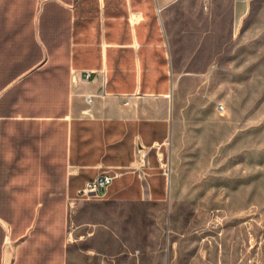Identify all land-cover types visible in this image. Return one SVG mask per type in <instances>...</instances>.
I'll return each instance as SVG.
<instances>
[{"label":"crops","instance_id":"0c3cea01","mask_svg":"<svg viewBox=\"0 0 264 264\" xmlns=\"http://www.w3.org/2000/svg\"><path fill=\"white\" fill-rule=\"evenodd\" d=\"M260 1L0 0V264L141 258L158 224L145 211L173 196L165 157L192 123L182 92L211 82L222 52L191 62L226 26L239 42Z\"/></svg>","mask_w":264,"mask_h":264},{"label":"rangeland","instance_id":"374dc122","mask_svg":"<svg viewBox=\"0 0 264 264\" xmlns=\"http://www.w3.org/2000/svg\"><path fill=\"white\" fill-rule=\"evenodd\" d=\"M263 2L239 42L226 26L223 43L192 60L191 68L205 69L211 51L222 52L218 75L205 85L191 76L182 92L191 106L180 116L192 123L180 124L175 152L165 157L173 196L145 211L157 228L128 264H264Z\"/></svg>","mask_w":264,"mask_h":264},{"label":"built area","instance_id":"2783aa9c","mask_svg":"<svg viewBox=\"0 0 264 264\" xmlns=\"http://www.w3.org/2000/svg\"><path fill=\"white\" fill-rule=\"evenodd\" d=\"M90 74L89 72L88 76ZM117 176H119V173H115L114 175L103 174L94 180L88 181L85 187L80 191V196L87 199L101 197L102 192L106 191L112 185Z\"/></svg>","mask_w":264,"mask_h":264}]
</instances>
